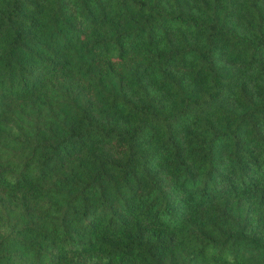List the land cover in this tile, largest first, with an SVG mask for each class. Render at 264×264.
I'll return each instance as SVG.
<instances>
[{
  "label": "trees",
  "instance_id": "trees-1",
  "mask_svg": "<svg viewBox=\"0 0 264 264\" xmlns=\"http://www.w3.org/2000/svg\"><path fill=\"white\" fill-rule=\"evenodd\" d=\"M0 264H264V0H0Z\"/></svg>",
  "mask_w": 264,
  "mask_h": 264
}]
</instances>
